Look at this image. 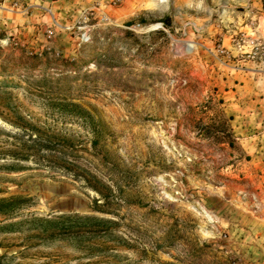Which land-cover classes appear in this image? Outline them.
Instances as JSON below:
<instances>
[{"label":"rangeland","instance_id":"374dc122","mask_svg":"<svg viewBox=\"0 0 264 264\" xmlns=\"http://www.w3.org/2000/svg\"><path fill=\"white\" fill-rule=\"evenodd\" d=\"M260 2L0 1V264H264Z\"/></svg>","mask_w":264,"mask_h":264},{"label":"trees","instance_id":"16d2710c","mask_svg":"<svg viewBox=\"0 0 264 264\" xmlns=\"http://www.w3.org/2000/svg\"><path fill=\"white\" fill-rule=\"evenodd\" d=\"M37 138H32V143H36L37 142ZM92 147L95 148L96 147V143H92ZM54 150V148H50L47 147L46 150L50 151V150ZM57 151V150H56ZM60 153V157L63 158L62 156L65 155V153H62L61 150H58L57 152H54L53 154L57 155L56 153ZM59 157V158H60ZM84 174L82 175V178H79L77 175H73L74 179L81 181L82 184H84L85 187L96 191V193L99 194L100 198H102L104 200V206H100V204H98V201H94V210L97 212H101V213H105V214H113L114 212H110V210L106 209V208H102V207H107L110 203H111V196H106L104 192H106V194H111L113 192V189L111 188V186L106 185L104 183H102L95 175L89 173L87 170L83 171ZM98 185H101L102 189L98 188ZM9 199L7 198H0V202H5L8 201ZM94 217L91 216H87L86 219H93Z\"/></svg>","mask_w":264,"mask_h":264},{"label":"crops","instance_id":"0c3cea01","mask_svg":"<svg viewBox=\"0 0 264 264\" xmlns=\"http://www.w3.org/2000/svg\"><path fill=\"white\" fill-rule=\"evenodd\" d=\"M3 1H4L3 5H10L14 2H15V4H17L20 0H3ZM261 5L262 4H261L260 0H252V3L249 4L248 7H250V8L255 7V8L259 9V6H261ZM249 26L250 25L247 24V25L241 26L239 28V29H241V31H244L243 33H245L244 36L246 38L244 41H245V43H247V44H244L242 49H240V51L242 53H244V56L242 55L244 60L240 61V63H243V65H245L244 70H250V69L256 70L263 65V63H259V61H258V60H260V56L254 58L255 60L252 61V59L249 58V56H247L245 54L251 53L252 45H255V42H257V40L261 39V41H264V34H262L260 31H258V28H254V30L250 29V31L245 30V28H249ZM233 50H234V52H237L236 47H234V45L232 44L231 52H233ZM258 65H260V66H258ZM247 72H251V71H247Z\"/></svg>","mask_w":264,"mask_h":264},{"label":"built area","instance_id":"2783aa9c","mask_svg":"<svg viewBox=\"0 0 264 264\" xmlns=\"http://www.w3.org/2000/svg\"><path fill=\"white\" fill-rule=\"evenodd\" d=\"M252 49H253L252 52L247 54V56H249V58H254L255 55H257L258 48L256 46H254Z\"/></svg>","mask_w":264,"mask_h":264}]
</instances>
